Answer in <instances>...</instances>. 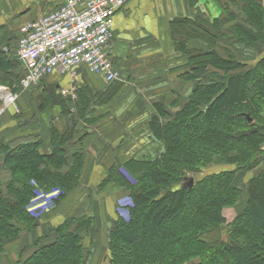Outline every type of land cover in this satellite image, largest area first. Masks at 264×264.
I'll list each match as a JSON object with an SVG mask.
<instances>
[{
	"label": "trees",
	"instance_id": "trees-1",
	"mask_svg": "<svg viewBox=\"0 0 264 264\" xmlns=\"http://www.w3.org/2000/svg\"><path fill=\"white\" fill-rule=\"evenodd\" d=\"M235 3L238 13L225 7L230 9L228 34L264 49L263 0ZM223 21L203 14L172 22L176 49L187 54L192 68L187 77L199 80V71L215 66L227 72L226 80L197 85L192 98L164 124L158 117L152 119L155 136L165 143L160 157L132 159L110 169L109 181L133 189L134 200L129 221L118 219L113 228L111 264H264V53L255 64L222 57L216 49ZM16 63L0 51V83H12L7 74ZM22 75L14 92L21 90ZM56 95L64 105L66 98ZM75 127L69 123L59 133L54 125L47 153L38 134L0 144V257L6 255L7 242L37 226V218L26 208L36 194L34 182L43 189L61 188L55 205L79 185L80 149L71 147L69 155L64 149ZM216 159L240 169L195 176ZM239 170L253 173L247 183L248 201L229 220L226 212L244 199L245 191L235 181ZM123 171L136 176L137 183L130 184ZM188 173H194L191 185ZM89 223L87 217L66 219L56 227L53 242L16 264H85L86 248L78 230ZM223 230L225 238L205 237Z\"/></svg>",
	"mask_w": 264,
	"mask_h": 264
},
{
	"label": "crops",
	"instance_id": "crops-1",
	"mask_svg": "<svg viewBox=\"0 0 264 264\" xmlns=\"http://www.w3.org/2000/svg\"><path fill=\"white\" fill-rule=\"evenodd\" d=\"M16 2L15 9L19 6L25 8L20 15L19 28L24 21L54 9L62 0H37L27 7L21 5L20 0ZM0 6L3 15L0 21L6 24L7 11L13 8L3 0H0ZM222 6H230L239 12L231 0H125L113 25L111 53L120 72L117 81L109 82L104 76L91 73L85 65L77 67L74 77L55 71L44 86L52 87L56 94H60L62 88H68L71 83L76 85L75 96L67 100L70 107L63 105L67 108L62 113L65 118L63 127L66 128L57 126L55 115L62 112L57 107L55 115L48 111L47 115L40 114L38 128L24 129L14 119L1 123L0 143L20 139L28 133L38 134L43 139L44 152L52 150L51 128L55 125L62 133L69 128V123H73L76 128L67 144L78 143L83 164L79 185L70 190L51 212L42 216L36 229L6 244V248L8 244H15L14 249L8 251L13 264L19 255L26 257L30 254L36 242L42 245L53 242L56 235L50 236L52 231H48L69 217L88 214L90 223L79 232L84 241L91 237L88 232L92 230L95 242L103 247L111 245L117 221L116 201L125 192L121 186L109 181L110 169L121 167L132 159L160 157L165 151V143L155 136L152 119L158 117L163 124L167 122L169 114L174 115L192 98L198 84V78L187 77L192 68L187 54L176 49L172 22L177 18L193 19L203 14L223 20ZM25 94L20 98V105L26 101ZM107 180L109 182L105 183Z\"/></svg>",
	"mask_w": 264,
	"mask_h": 264
},
{
	"label": "rangeland",
	"instance_id": "rangeland-1",
	"mask_svg": "<svg viewBox=\"0 0 264 264\" xmlns=\"http://www.w3.org/2000/svg\"><path fill=\"white\" fill-rule=\"evenodd\" d=\"M40 1V0H39ZM233 3H235V0H231ZM3 2L6 4H9L10 7L13 9L11 10H6L7 11V20L6 24L5 21H0V51L5 54V55H10L11 57L15 58V61L17 62L15 67L12 70L8 71V78L12 79V83L5 84V83H0V97L1 95L6 91H13V89L16 88L18 85V80L20 75H22L23 72V67L22 64L20 63V60L18 59L17 55V43L19 39V31L17 28L18 22L20 21V15L23 14V11L25 8H22L23 6H19L18 8L15 9V7L18 6V3L16 0H3ZM37 2V0H20L21 5L27 6H32ZM1 4H3L1 2ZM236 4V3H235ZM237 5V4H236ZM7 6V5H6ZM1 7V6H0ZM3 8V7H2ZM222 10V13L224 14V21H223V26L221 27L222 30V37L219 40L217 44V52L224 58L226 59H237L241 62H248L250 64H255L260 57L262 53H264V49L259 46V45H253V46H247L246 43L242 42L238 37H236L233 33L228 34V31L230 29L229 24L227 23L226 19L229 14V8H226L224 6L220 7ZM1 9V8H0ZM240 9V8H239ZM0 16H3L0 14ZM17 28V29H16ZM228 30V31H227ZM236 37V38H235ZM200 47H205V46H200ZM211 49L209 48L208 51ZM200 69V68H199ZM205 72V73H204ZM204 72L199 71V80L197 85H206L210 81L214 82H219L223 83L226 78L225 75L227 76V72L224 70H221L215 66H209ZM12 84V85H11ZM26 101L24 104L20 105L19 100L16 101V106H10L7 108L2 115L0 116V125L4 120H9L13 121H18V126H21L22 128H38L39 127V121L41 120V113H46L51 112L52 115H55V108L60 109L62 112L61 114L55 115L56 117V123H58V128H66V126L63 127L65 124V118L62 116L63 112H66L67 108L63 107L62 102H59L60 98L59 96L56 95L55 89L52 87H46L44 85H41L37 88L32 89L31 91H28L26 94ZM65 98V97H63ZM67 99V98H66ZM66 99H63V102H66L64 105H69V101ZM4 103L3 98L0 99V106ZM54 103V104H53ZM56 104V105H55ZM74 106H76V102L74 103ZM75 108V107H74ZM54 111V112H53ZM7 112H9L7 114ZM15 113V115L13 114ZM7 114V116H6ZM19 115V116H17ZM69 127V125H68ZM33 128V129H35ZM76 128V127H75ZM79 130V129H78ZM264 131V130H262ZM41 137V136H40ZM42 139V137H41ZM43 140V139H42ZM6 142V140L2 141L1 143ZM0 143V144H1ZM75 146H71L70 144H65L64 149L66 153L69 155L71 153V149L73 147H76L79 149L78 143L73 144ZM72 147V148H71ZM264 148V143L261 146ZM47 153V152H46ZM264 162V161H263ZM0 163H1V156H0ZM237 166L235 164H221V161L216 159L210 166L207 167L204 171L199 172L198 174H195L197 178L202 177L206 174H210L211 172H221V171H233L237 170ZM240 169V168H238ZM125 175V179L129 181L130 184L135 185L137 183L136 181V176H132L131 173H127L126 171H123ZM253 173L247 170H239L236 173L235 176V181L238 183V185L245 191L244 193V199L242 200L241 204L236 207V209H231L226 212L227 218L230 220L234 219L235 215L240 213L247 205L248 201V180L251 177ZM194 175V173L190 174L188 173V176ZM109 182L108 180L105 182ZM116 183L114 180L112 181ZM117 184V183H116ZM35 187L39 186L37 183L34 182ZM237 186V185H236ZM34 187V191L36 190L35 196L31 199L30 204L27 205V209H29L30 213L32 216L37 218V226L40 224V220L43 215L51 212V210L56 207L54 204V201L60 194V187H51V188H46L43 189L41 187ZM122 191L125 192L124 196H121L118 198L116 201V216L117 220L122 219L125 222H128L130 219V209L134 205V200H133V189L127 188V187H122ZM68 194V193H67ZM82 217H87L90 218L88 214L85 215H80V216H75V217H69L66 219H80ZM65 219V220H66ZM64 220V221H65ZM63 221V222H64ZM88 221V220H86ZM62 222V223H63ZM61 224V223H60ZM58 224V225H60ZM51 227L50 231H52L51 235H56L55 229L58 226ZM35 226V229L37 228ZM82 230L79 229L78 232ZM27 232L30 231H24L22 234L18 237L21 238L23 235H25ZM92 230H89L88 233H90L89 238L84 241V237L82 234H80L83 237V243L86 248V259H85V264H111V258H112V253H111V245L109 247L106 246H101L99 242H95L92 238L94 237V233ZM226 231L223 230L222 232L217 231V232H212L209 234V237L206 235L205 237L210 239V238H219L220 236L225 238ZM49 236V237H50ZM42 238V236H40ZM45 238H48V236H45ZM14 241V240H13ZM8 243V242H7ZM40 245V243L36 242V247L33 246L32 251H35ZM15 244H8L6 248V255L0 257V264H13L11 258L8 255V251L14 249ZM23 253H25V249L22 250ZM141 253V252H140ZM13 255V253H12ZM14 256V255H13ZM17 261L20 259H23L25 255L22 257L19 255ZM16 261V263H17Z\"/></svg>",
	"mask_w": 264,
	"mask_h": 264
},
{
	"label": "built area",
	"instance_id": "built-area-1",
	"mask_svg": "<svg viewBox=\"0 0 264 264\" xmlns=\"http://www.w3.org/2000/svg\"><path fill=\"white\" fill-rule=\"evenodd\" d=\"M124 3L125 0H62L54 9L24 21L19 27L17 47L23 67L21 90L4 92L13 98L9 103L1 95L4 107L0 106V116L10 106H16L23 92L41 86L55 71L74 77L77 67L85 65L91 73L109 82L117 81L120 72L111 53L113 25ZM61 94L74 97L75 83L62 88Z\"/></svg>",
	"mask_w": 264,
	"mask_h": 264
},
{
	"label": "bare ground",
	"instance_id": "bare-ground-1",
	"mask_svg": "<svg viewBox=\"0 0 264 264\" xmlns=\"http://www.w3.org/2000/svg\"><path fill=\"white\" fill-rule=\"evenodd\" d=\"M2 97L5 98V100H6L7 103L12 102V99H13V98L10 96L9 93H4V94H2ZM0 113H1V108H0Z\"/></svg>",
	"mask_w": 264,
	"mask_h": 264
},
{
	"label": "water",
	"instance_id": "water-1",
	"mask_svg": "<svg viewBox=\"0 0 264 264\" xmlns=\"http://www.w3.org/2000/svg\"><path fill=\"white\" fill-rule=\"evenodd\" d=\"M248 119H249V121L253 120L250 116H248ZM186 181H187L188 185H191L195 181V178L193 176L187 177Z\"/></svg>",
	"mask_w": 264,
	"mask_h": 264
}]
</instances>
